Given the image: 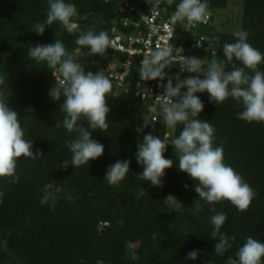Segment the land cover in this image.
<instances>
[{
  "label": "trees",
  "instance_id": "obj_1",
  "mask_svg": "<svg viewBox=\"0 0 264 264\" xmlns=\"http://www.w3.org/2000/svg\"><path fill=\"white\" fill-rule=\"evenodd\" d=\"M228 1L208 0L209 10L224 9ZM65 2L77 8L73 31L54 22L38 35L30 29L46 19L47 0H0V73L7 77V104L18 113L33 154L42 155L35 160L20 157L15 176L0 178V191L4 193L0 204V264H10V254L22 264H226L229 256L235 258L248 236L264 243V123L239 119L237 112L242 108L237 109L231 97L219 105L206 91L196 93L204 104L198 118L216 129L214 147L226 138L224 162L257 193L246 212L238 211L228 201L215 204L217 212L227 215L221 231L236 237L223 256L215 254L216 241L211 239L209 217L214 213L199 200L196 182L179 171L172 139L164 136L166 126L162 121L149 123L137 133L135 129L144 124V110L127 95L112 93L107 98L110 112L106 131L88 129L91 138L104 145L103 155L76 169L71 163L66 169L62 167L72 155L67 141L75 139L77 133H68L63 127L65 114L59 109L63 97L56 102L49 95L57 83L52 70L31 60L28 50L61 40L85 72L95 74L108 57L90 55V49L76 45L75 40L89 29L109 34L118 14L114 2ZM179 2L174 0L169 8L175 9ZM212 29L213 25L207 33ZM241 31H248V42L264 54V0H244ZM217 33L214 59L224 60L223 45L235 42L236 37L219 29ZM88 61L93 63L87 65ZM233 63L243 66L235 57ZM258 67L264 71V62ZM225 70L230 71L231 65ZM84 126L87 128V124ZM151 130L169 143L164 157L173 160L162 177V187L137 178L143 172L136 160L138 144ZM181 131L182 125H177L173 139ZM118 160L130 161V171L123 181L109 185L105 180L107 169ZM48 186H52L56 198L55 211L39 203L49 193ZM142 188L146 194L137 200ZM168 195L176 197L182 206L175 210L166 207L163 201ZM196 200L203 205L199 213L194 207ZM133 242L141 249L137 262L128 257V246ZM193 250H198L197 258L188 259Z\"/></svg>",
  "mask_w": 264,
  "mask_h": 264
},
{
  "label": "clouds",
  "instance_id": "obj_2",
  "mask_svg": "<svg viewBox=\"0 0 264 264\" xmlns=\"http://www.w3.org/2000/svg\"><path fill=\"white\" fill-rule=\"evenodd\" d=\"M166 2L171 6L174 0ZM147 3L155 13L159 0H147ZM47 9L46 19L37 21L31 31L43 35L45 29L54 22H59L60 27L68 32L73 31L75 25L72 21L78 15L75 4L66 3L65 0H47ZM210 16L208 0H180L169 23L174 25L180 22L190 28L199 22H207ZM59 34L56 32V35ZM249 35L248 31L235 32V42L225 43L222 47L224 60L213 59L209 62L197 57H185L182 55L183 49H173L166 42L164 46L157 45L145 54L139 66V76L143 81L164 80L167 75L165 68H170L174 62H178L181 72L190 74L185 79H181L179 74L175 78L168 76L167 84L162 85L163 94L156 96V106H150L149 111L156 112L158 106L163 123L168 128L175 129L177 125H182V131L172 139L171 145L177 155L179 171L187 173L196 182L195 192L199 200L208 204L209 211L214 213L209 217L211 239L216 241L215 254L220 256L232 248V241L236 237H229L221 231L227 215L217 212L215 204L228 201L238 211L246 212L257 193L241 174L224 162L223 144L227 143L226 138L220 141V146L214 147L216 129L210 122L198 118L204 104L196 93L206 91L210 100L219 105L231 97L236 102L235 107L242 108L237 112L239 119L248 123H264V71L258 67L264 62V54L248 42ZM75 44L88 47L90 55L104 56L108 48H113L109 34L103 30L99 33L91 29L81 32ZM197 46L202 45L197 43ZM27 55L37 63L46 64L55 77L56 73L62 77L56 78V86L49 95L56 102L63 97L59 108L65 114L63 127L68 133H77L75 139L67 141L72 155L62 167L66 169L71 163L76 169L102 156L104 145L92 139L88 129H99L101 132L108 129L110 108L107 98L113 92L112 81L105 72H85L84 67L76 62L74 53L69 52L58 39L54 43L29 48ZM234 57L242 63V67L233 63ZM227 65H231L230 71L225 70ZM6 78V74L0 73V178L15 176L20 157L35 160L42 156L39 152L33 154V145L26 139L18 113L8 107L10 93L5 85ZM185 88L187 90L182 93L181 89ZM144 98L146 101L147 97ZM149 123V120L144 119L143 126L137 127L135 131L141 133ZM168 145L160 136L151 133L144 135L136 153L137 163L143 166V172L137 175L139 180L150 181L154 187H162L165 170L173 166V160L164 157ZM129 165L128 160H118L110 165L105 176L107 183L115 185L123 181L130 171ZM145 194L142 188L136 199ZM3 196L4 193L0 191V204L3 203ZM39 203L55 211L56 198L50 193L45 194ZM163 203L173 210L182 206L172 195H168ZM194 207L197 213L203 210L198 200ZM197 255L198 250H193L187 258L195 260ZM208 264L213 262L209 261ZM226 264H264V243L248 236L235 258L229 256Z\"/></svg>",
  "mask_w": 264,
  "mask_h": 264
},
{
  "label": "built area",
  "instance_id": "obj_3",
  "mask_svg": "<svg viewBox=\"0 0 264 264\" xmlns=\"http://www.w3.org/2000/svg\"><path fill=\"white\" fill-rule=\"evenodd\" d=\"M114 2L118 6V14L114 18L110 28L109 37L113 48L106 50L108 57L106 65L99 67V72H105L113 83L114 94H125L130 97L136 106L144 110V118L151 124L156 125L162 121L159 107L156 112L149 111L150 106H156V96L162 95L167 84V77L175 78L179 74L185 79L190 74L181 72L178 62H174L170 68H165L167 75L164 80L143 81L139 76V66L145 54L154 50L157 45L164 46L169 42L173 49H183L185 57H197L211 61L217 53L219 35L218 26L215 23L214 11L207 19V22H199L194 27L186 28L184 23L170 24L169 19L175 12L170 9L166 0H159L156 12L151 11L147 0H104ZM213 25L211 34L207 29ZM189 35H192L189 38ZM199 43L202 46H197ZM175 54V51L174 53ZM57 79H61L58 73ZM197 75V74H191ZM57 82V81H56ZM182 92V89H181ZM147 97L146 101L145 98ZM166 126L165 139L171 136Z\"/></svg>",
  "mask_w": 264,
  "mask_h": 264
},
{
  "label": "rangeland",
  "instance_id": "obj_4",
  "mask_svg": "<svg viewBox=\"0 0 264 264\" xmlns=\"http://www.w3.org/2000/svg\"><path fill=\"white\" fill-rule=\"evenodd\" d=\"M243 12H244V0H229L228 5L224 9L214 10V17L216 26L218 29L224 33L234 34L237 31L242 30L243 25ZM93 62H87L88 64ZM169 133L171 134L166 140L173 139L174 129L169 128ZM153 130H151V134ZM153 135V134H152ZM48 192L53 195L52 186L47 187ZM141 249L138 243L133 242L128 246V257L131 261L137 262L140 256ZM10 264H22V262L13 254H10L9 258Z\"/></svg>",
  "mask_w": 264,
  "mask_h": 264
}]
</instances>
